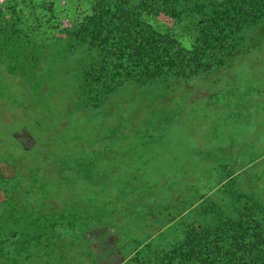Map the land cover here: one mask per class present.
<instances>
[{
	"label": "rangeland",
	"instance_id": "obj_1",
	"mask_svg": "<svg viewBox=\"0 0 264 264\" xmlns=\"http://www.w3.org/2000/svg\"><path fill=\"white\" fill-rule=\"evenodd\" d=\"M87 15L85 0H0V215L1 181L23 160L94 197L75 206L88 219L72 264H143L174 251L189 225L237 219L249 199L264 207V22L209 73L107 96L94 79L104 56L70 40ZM17 232L12 245L0 232V264H48L14 248Z\"/></svg>",
	"mask_w": 264,
	"mask_h": 264
},
{
	"label": "trees",
	"instance_id": "obj_2",
	"mask_svg": "<svg viewBox=\"0 0 264 264\" xmlns=\"http://www.w3.org/2000/svg\"><path fill=\"white\" fill-rule=\"evenodd\" d=\"M85 1L89 15L70 40L76 46L85 44L95 57L99 51L104 56L94 79L107 96L124 83L145 86L168 74L181 79L209 73L213 65L224 64L217 54L225 50L230 56L235 40L264 22V0ZM163 18L170 26L162 29L159 20ZM184 34L190 39L189 48L183 45ZM12 165L11 180L1 181L5 199L0 232L6 242L11 244L10 233L17 229L20 238L14 248L28 251L27 258L72 264L75 256L69 252L74 253L78 243L73 238L78 235L76 223L81 216L88 219L75 210L83 199L64 185L63 176L46 174L38 163L23 160ZM83 198L87 207L94 202L89 190ZM251 201L237 219L221 213L216 223L207 221L200 229L189 225L174 251L148 255L143 264H264V207Z\"/></svg>",
	"mask_w": 264,
	"mask_h": 264
}]
</instances>
